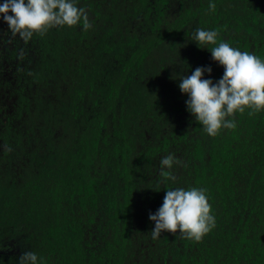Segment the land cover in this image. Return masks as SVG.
Segmentation results:
<instances>
[{
  "label": "trees",
  "instance_id": "trees-1",
  "mask_svg": "<svg viewBox=\"0 0 264 264\" xmlns=\"http://www.w3.org/2000/svg\"><path fill=\"white\" fill-rule=\"evenodd\" d=\"M209 2L79 0L91 28L28 39L0 22V264H264V110L211 137L178 87L224 71L197 28L264 60V0ZM191 186L215 227L153 239L166 190Z\"/></svg>",
  "mask_w": 264,
  "mask_h": 264
},
{
  "label": "clouds",
  "instance_id": "clouds-1",
  "mask_svg": "<svg viewBox=\"0 0 264 264\" xmlns=\"http://www.w3.org/2000/svg\"><path fill=\"white\" fill-rule=\"evenodd\" d=\"M208 7L214 10L215 4L210 0ZM0 22L25 39L58 26L80 25L85 30L92 27L79 0H0ZM219 35L215 29L197 28L192 40L197 47L209 50L212 60L223 67L221 78H211V66H198L190 75L178 79L181 93L188 97L186 111L211 137L221 129L235 128V114L247 110L252 115L264 110V60L241 51ZM175 162L176 157L169 154L161 158L160 165L171 168ZM149 220L154 222L150 231L153 239L163 231L179 230L180 235L196 241L210 232L216 222L207 190L195 186L168 188L161 206L149 214ZM19 264H43V260L36 252L25 251Z\"/></svg>",
  "mask_w": 264,
  "mask_h": 264
}]
</instances>
